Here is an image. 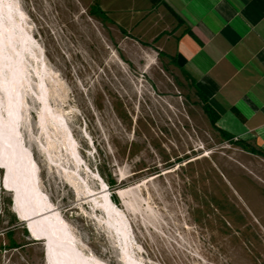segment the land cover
<instances>
[{"label":"rangeland","instance_id":"rangeland-1","mask_svg":"<svg viewBox=\"0 0 264 264\" xmlns=\"http://www.w3.org/2000/svg\"><path fill=\"white\" fill-rule=\"evenodd\" d=\"M100 4H2L24 39L22 148L79 251L100 264H264V151L226 140L174 58L135 39ZM1 188L2 264H47L44 243Z\"/></svg>","mask_w":264,"mask_h":264},{"label":"crops","instance_id":"crops-1","mask_svg":"<svg viewBox=\"0 0 264 264\" xmlns=\"http://www.w3.org/2000/svg\"><path fill=\"white\" fill-rule=\"evenodd\" d=\"M100 5L135 39L174 58L217 112L218 128L264 151V0Z\"/></svg>","mask_w":264,"mask_h":264},{"label":"bare ground","instance_id":"bare-ground-1","mask_svg":"<svg viewBox=\"0 0 264 264\" xmlns=\"http://www.w3.org/2000/svg\"><path fill=\"white\" fill-rule=\"evenodd\" d=\"M2 4L3 0H0V74L2 73L3 78L1 81L3 84L1 93L2 97L6 96L8 100L10 99L8 103L12 104V101L15 100L20 102L21 87L24 84L25 68L22 59L18 56L17 49V46H24V39L20 31L18 32V38L14 35L13 25L3 17ZM38 101L42 107L41 112L49 114L50 110L43 90L39 91ZM3 115V120L7 128H9L11 126V118L8 120L6 113H3ZM63 137L65 136L63 135ZM65 138V146L68 152L74 154L75 149L71 135L67 133ZM21 150L22 152L20 151V153L25 155L22 160L16 161L12 158L9 141L0 131V168L3 171L2 182L4 188L12 194L14 210L18 218L22 221H27L26 224L31 237L37 241L44 242L47 264H100L97 262L98 260L93 259L94 257L87 256L79 251L66 221L56 211L48 196L40 189L31 161L24 152L22 143ZM20 169L22 172H20ZM47 211H51V213L45 217L30 219ZM112 212L116 213L118 217H115L119 219V235L124 236L125 227L127 228V226L123 223L122 212L115 207H113Z\"/></svg>","mask_w":264,"mask_h":264},{"label":"water","instance_id":"water-1","mask_svg":"<svg viewBox=\"0 0 264 264\" xmlns=\"http://www.w3.org/2000/svg\"><path fill=\"white\" fill-rule=\"evenodd\" d=\"M2 71V70H1ZM3 72V71H2ZM2 73L0 74V114L1 112L6 113V117L8 120L11 118V126L7 128V125L5 124V121L0 119V131L4 136H6V139L9 141V144L11 146V151H12V158H14L16 161L22 160L24 157V153H20L21 150V139H20V132H19V124H20V119H21V113H20V105H21V98L20 102L18 101H12V104L8 103L9 100L7 97H2L1 89H3V84H2ZM2 118V117H1ZM13 159V160H14ZM20 172L22 170L20 169ZM51 211L43 212L40 214H37L30 219H39L42 217H45L49 215ZM26 224V220L22 221ZM27 225V224H26ZM27 229L29 231L28 225ZM44 243V242H43Z\"/></svg>","mask_w":264,"mask_h":264},{"label":"trees","instance_id":"trees-1","mask_svg":"<svg viewBox=\"0 0 264 264\" xmlns=\"http://www.w3.org/2000/svg\"><path fill=\"white\" fill-rule=\"evenodd\" d=\"M95 14L101 16V17H106V15L99 9L95 10L94 11ZM181 71L185 74L186 72L184 70L181 69ZM199 94L201 95V98L204 102V106H205V112L207 114V116L209 117L210 119V122L212 124L213 127L216 128V130L228 141H232L235 137L231 134H229L228 132L224 131V130H221L220 128H218L216 126V122H217V119H218V114L217 112L212 108V106L210 105L209 103V100L206 98V96L200 92L199 90Z\"/></svg>","mask_w":264,"mask_h":264}]
</instances>
